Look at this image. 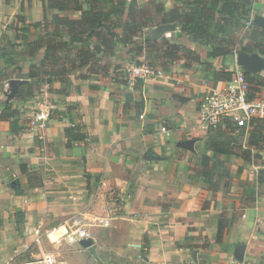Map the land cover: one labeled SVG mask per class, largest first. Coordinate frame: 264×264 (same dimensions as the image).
Returning <instances> with one entry per match:
<instances>
[{"label":"crops","instance_id":"1","mask_svg":"<svg viewBox=\"0 0 264 264\" xmlns=\"http://www.w3.org/2000/svg\"><path fill=\"white\" fill-rule=\"evenodd\" d=\"M136 1L154 22L110 55L93 38L97 59L77 69L66 52L41 66L44 52L35 44L53 16L73 21L76 13L49 9L47 0H0V264H30L44 249L64 264H264V150L253 151L259 159L250 163L235 152L214 155L196 129L200 99L226 82L215 72L248 68L263 77L264 56L215 57L177 21L162 23L175 8L188 20L194 0ZM250 8L249 21L264 31V0H250ZM126 21V13L113 19L116 34ZM166 24L175 30L148 39ZM145 41L190 53L155 59L160 75L131 80L127 69L151 51L136 50ZM40 112L43 127H32ZM77 127L84 138L68 144ZM220 130L247 145L250 131ZM203 156L217 181L200 173ZM77 215L89 225L90 248L48 239ZM99 218L110 225L98 227Z\"/></svg>","mask_w":264,"mask_h":264},{"label":"trees","instance_id":"2","mask_svg":"<svg viewBox=\"0 0 264 264\" xmlns=\"http://www.w3.org/2000/svg\"><path fill=\"white\" fill-rule=\"evenodd\" d=\"M192 4L195 8L186 15L188 20L185 21V16L179 15L175 8L164 16L162 23L177 21L183 33L192 34L195 42L210 46L215 57L227 55L233 51L244 55L257 53L264 56V31L252 22L246 26L250 22V0H194ZM47 7L58 11H72L78 16L73 21L68 17L56 15L52 17L50 31L45 32L35 41L37 47L44 52L41 66L43 62L49 60V57L58 62L61 58H57V55L66 52L68 57L64 58L65 62L71 63L77 69L85 67L95 61L98 55L92 50L90 44L98 43L102 52L110 55L117 42L133 45V38L154 22L152 18L144 16L145 8L136 0H47ZM125 13L127 21L123 24L122 31L116 34L115 30L118 26L113 23V19ZM243 28L248 31L243 39L237 40V33ZM117 35L121 37L115 39ZM62 36L66 39L64 40ZM93 38L97 41L93 42ZM149 48L151 51H147L148 55L146 54L147 58L144 62L153 67L155 66L152 61L155 59L173 62L180 56L187 58L190 53L184 47L162 41H145L140 48L136 46L139 52ZM150 54L154 56L152 59H149ZM139 64L141 63L137 65ZM73 67L68 73L73 71ZM35 70L38 73L39 68H34L30 73L35 74ZM243 73L250 85V91L257 96L260 88L264 87V82L257 75ZM215 75L218 79L225 81H229L232 77L231 73L223 70L216 71ZM252 124L245 148L236 144L216 142L209 134L206 136V144L210 145L214 155L235 152L245 162L250 163L253 158L259 159L253 151L264 150V127L258 122ZM79 131V127L70 129L68 144L71 140L80 141L84 138L83 134L78 133ZM200 166V173L204 179L210 182L220 179L219 175L213 173L209 157L203 156Z\"/></svg>","mask_w":264,"mask_h":264},{"label":"built area","instance_id":"3","mask_svg":"<svg viewBox=\"0 0 264 264\" xmlns=\"http://www.w3.org/2000/svg\"><path fill=\"white\" fill-rule=\"evenodd\" d=\"M248 22L246 26L250 25ZM127 76L131 80L138 79L146 81L161 74L160 70L142 62L139 65L128 68ZM45 119L43 112L34 115L31 122L32 127L42 128ZM196 129L207 136L212 131L225 128H235L248 132L253 122H258L264 127V97H257L250 91V85L245 79L242 69L233 72L229 81L217 89L208 90L200 99L197 107ZM165 131V128H161ZM98 227L106 228L110 225V219L99 218L95 220ZM88 224L82 215H77L65 228L64 232L58 234L57 230L48 234L56 237L57 242L61 237L67 244H78L82 240H91ZM30 264H64L57 257L49 253H42Z\"/></svg>","mask_w":264,"mask_h":264},{"label":"rangeland","instance_id":"4","mask_svg":"<svg viewBox=\"0 0 264 264\" xmlns=\"http://www.w3.org/2000/svg\"><path fill=\"white\" fill-rule=\"evenodd\" d=\"M248 58L250 59L249 61H250V63H254V64H259L256 60H252L251 58H250V56H248ZM248 62V61H247ZM246 62V64H248ZM257 62V63H256ZM260 66H262V67H264V60L262 61V62H260ZM244 71H248L249 72V74H251L252 75V73H250V72H252L251 71V69L249 70L248 68H245V69H243V72ZM257 76H259V75H257ZM260 78H261V81L262 82H264V76L262 77V76H259ZM260 92H264V87H261L260 88ZM251 93L253 94V92L251 91ZM254 95V94H253ZM209 135H211L212 137L211 138H213V140H215L216 142H219V143H230V144H237V141H229L228 140V137L225 135V133L222 131V130H217V131H212V132H210L209 133ZM238 145V144H237ZM59 234V233H58ZM44 241H46V243H50V241L47 239V237L45 238V240ZM51 244V243H50ZM52 244H57V243H52ZM43 253H49V254H52V255H54L55 256V254H54V252L52 251V250H50V249H44V251H42ZM56 257V256H55ZM32 260H34V258H32ZM31 260V261H32ZM30 261V262H31Z\"/></svg>","mask_w":264,"mask_h":264},{"label":"water","instance_id":"5","mask_svg":"<svg viewBox=\"0 0 264 264\" xmlns=\"http://www.w3.org/2000/svg\"><path fill=\"white\" fill-rule=\"evenodd\" d=\"M174 30H175V27L172 26V25H169V24L157 26V27H155L154 36L148 37V39H150V40L159 39L162 35H164V34H166L168 32L174 31ZM93 49L95 51H99V46H94ZM193 143H194L193 141H190V142L186 143L185 146L187 148L192 149ZM79 244L83 248H90L92 246V242H91L90 239L82 240V241L79 242Z\"/></svg>","mask_w":264,"mask_h":264},{"label":"bare ground","instance_id":"6","mask_svg":"<svg viewBox=\"0 0 264 264\" xmlns=\"http://www.w3.org/2000/svg\"><path fill=\"white\" fill-rule=\"evenodd\" d=\"M50 237H51V240H52L53 242L56 241V237H55L54 235H51Z\"/></svg>","mask_w":264,"mask_h":264}]
</instances>
